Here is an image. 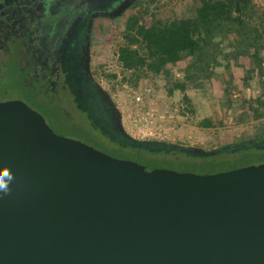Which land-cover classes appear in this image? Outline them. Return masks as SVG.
Listing matches in <instances>:
<instances>
[{
  "label": "water",
  "instance_id": "water-1",
  "mask_svg": "<svg viewBox=\"0 0 264 264\" xmlns=\"http://www.w3.org/2000/svg\"><path fill=\"white\" fill-rule=\"evenodd\" d=\"M4 171L0 264H264V164L213 175L148 169L59 137L28 106L8 102L0 104Z\"/></svg>",
  "mask_w": 264,
  "mask_h": 264
},
{
  "label": "trees",
  "instance_id": "trees-1",
  "mask_svg": "<svg viewBox=\"0 0 264 264\" xmlns=\"http://www.w3.org/2000/svg\"><path fill=\"white\" fill-rule=\"evenodd\" d=\"M149 1L136 0L118 34L114 54L122 83L139 90L148 82L165 78L170 94L185 93L200 82L219 83L222 110L235 124H254V134L202 154L179 143L130 141L108 119L109 109L96 87L90 83L83 93L77 86L74 96L78 107L107 140V150L148 169L195 175L228 172L227 168L240 167L241 162L264 164V0L263 4L257 0H155V6ZM178 4L184 9L179 14L174 11ZM167 9H171L168 17L164 16ZM241 59L249 62V68ZM107 77L117 79L116 74ZM255 80L260 93L248 98L245 92ZM184 105L190 113L186 98ZM222 124L210 119L200 127L222 128Z\"/></svg>",
  "mask_w": 264,
  "mask_h": 264
},
{
  "label": "flooded vegetation",
  "instance_id": "flooded-vegetation-1",
  "mask_svg": "<svg viewBox=\"0 0 264 264\" xmlns=\"http://www.w3.org/2000/svg\"><path fill=\"white\" fill-rule=\"evenodd\" d=\"M122 1L0 0V91H17L0 104L21 102L52 114L66 128L96 132L74 92L77 86L84 93L90 83L99 85L91 63L93 27Z\"/></svg>",
  "mask_w": 264,
  "mask_h": 264
},
{
  "label": "rangeland",
  "instance_id": "rangeland-1",
  "mask_svg": "<svg viewBox=\"0 0 264 264\" xmlns=\"http://www.w3.org/2000/svg\"><path fill=\"white\" fill-rule=\"evenodd\" d=\"M152 1V0H151ZM149 1L148 4L151 6H155V0L153 2ZM258 3L263 4L261 0H257ZM135 5V4H134ZM183 6L177 5V7L174 8V11L176 13H180ZM171 9H167L166 12H164V16H170ZM130 14V9H128L121 17L118 18H101L95 22V25L93 27L94 30V36H93V53L91 57V63L94 69V75L95 78L98 80V84L105 92L108 93V95L111 97L112 101L114 103H118L120 105L124 104L127 101L126 95L124 93V90L121 88V84L118 83L117 79L113 80L108 78V75L112 74H120L119 68L116 64L115 60V54H114V48L115 45L118 42V34L123 30L124 23ZM240 63L245 67L249 68L250 64L247 60L241 59ZM218 73H222V70H217ZM121 75V74H120ZM225 76L223 77V79ZM221 77V81H223ZM156 89L159 93V95H163V88L158 83H155ZM208 87L206 88L207 95L209 96L208 99L213 100V104L209 103V105H206L204 102V93H198V103L196 107V112L194 114L195 118H208L211 115L213 117H216L217 122H221L222 128H219L217 135H211L206 136L204 139L207 140L209 143H213L214 148H218L220 146H224L230 143H238L240 141H245L247 139H250L253 137V125L254 124H235V119L230 116H227L225 112L221 108V86L219 83H211L210 85L207 84ZM146 87V86H145ZM153 88V87H152ZM204 89V87H203ZM202 89V90H203ZM17 92V91H16ZM15 91L8 90V88H5L4 90L0 91V101L1 100H8L10 98L16 97ZM200 92V90H199ZM210 92V93H209ZM157 93V94H158ZM162 93V94H161ZM260 93V88L258 85V82L255 80L252 82L251 87L245 92L246 97H256ZM154 95V93H153ZM156 96V95H155ZM162 101V100H161ZM218 103H217V102ZM154 102V101H153ZM217 103V104H216ZM155 104V102H154ZM177 102L172 103V105L168 106L165 111L161 112H172L176 106ZM162 105V104H161ZM156 106V105H155ZM157 108V106H156ZM159 111L160 109L157 108ZM165 109V104L163 105V108L161 110ZM36 113L41 115L43 119L45 120L47 126L53 131V133L59 137L66 138L69 140H74L77 142H81L91 148H93L96 151H99L111 158L124 160L121 158V156L115 152L109 151L108 149V142L107 140L102 137L99 132H94L93 130L89 129H83L78 126L72 125L70 128H66L65 126L61 125L60 123H57L52 119V114L43 112L37 109H33ZM50 112V111H49ZM53 113H55L61 120L62 117L59 113L58 109L54 108ZM176 122L179 123H185L186 119L177 115ZM191 117V116H190ZM190 120V119H189ZM123 128L125 132L127 133V126L124 124ZM220 131V132H219ZM193 139L191 141V146H187L188 148H197L201 149L203 151H208L210 149H213V147H207L206 145H203L202 143H198V138ZM174 144H178V141H174ZM249 166H255V165H249ZM248 167L247 162H241L240 167L233 166L227 168L226 170L232 171L234 169L244 168ZM233 168V169H232ZM212 175V174H210Z\"/></svg>",
  "mask_w": 264,
  "mask_h": 264
},
{
  "label": "built area",
  "instance_id": "built-area-1",
  "mask_svg": "<svg viewBox=\"0 0 264 264\" xmlns=\"http://www.w3.org/2000/svg\"><path fill=\"white\" fill-rule=\"evenodd\" d=\"M176 77L179 78V76ZM122 79L123 77L117 74V81L121 84L127 101L122 105L114 104L122 115V124L127 126L128 136L136 142L174 143L172 125L176 122L177 115L186 120L191 118L185 105L177 103L172 112H161L153 102L152 88L146 86L135 90L123 84Z\"/></svg>",
  "mask_w": 264,
  "mask_h": 264
},
{
  "label": "crops",
  "instance_id": "crops-1",
  "mask_svg": "<svg viewBox=\"0 0 264 264\" xmlns=\"http://www.w3.org/2000/svg\"><path fill=\"white\" fill-rule=\"evenodd\" d=\"M170 80L173 81V76H172V72L170 75ZM167 80L165 78H157L154 81L149 82L146 84L147 87L152 88L154 95L153 97V101L155 102V105L157 106V108L160 109V111H165L166 108L170 105H172V103L177 102V103H182L184 104V99L186 98L190 104V120H186L185 123H174V125H172V129H173V133L175 136V140L178 141L179 144L187 147V146H191V141L193 139H197L198 138V143H202L203 145H206L207 147H213V143H209L207 140H205L204 138L206 136H213V135H217L218 134V130L219 128H214V129H203L200 127L201 123L205 120H212L214 122H217L216 117H213L212 115L208 118H195L194 114L196 112V106L199 105L198 101V93H204V102L206 103V105H209V103H212L213 100L208 99V95H207V91L206 88L208 87L207 83H198L195 86H190V88L185 92V93H181L179 91H173L172 94H170V85H167ZM155 83H158L159 85L162 86L163 88V95H159L158 91H157V87L155 85ZM204 87V89H203ZM203 89V90H202ZM200 90V92H199ZM158 93V94H157ZM210 93V92H209ZM162 94V93H161ZM156 95V96H155ZM162 100V101H161ZM217 102V101H216ZM218 103V102H217ZM216 103V104H217ZM162 104V105H161ZM165 104V109L161 110V108H163V105ZM213 104V103H212ZM155 106V107H156ZM189 108V107H188ZM220 132V131H219Z\"/></svg>",
  "mask_w": 264,
  "mask_h": 264
},
{
  "label": "clouds",
  "instance_id": "clouds-1",
  "mask_svg": "<svg viewBox=\"0 0 264 264\" xmlns=\"http://www.w3.org/2000/svg\"><path fill=\"white\" fill-rule=\"evenodd\" d=\"M6 175H8L7 171H4V172L0 173V177L6 176ZM0 189H4L5 190V194H6L7 183L2 178H0Z\"/></svg>",
  "mask_w": 264,
  "mask_h": 264
}]
</instances>
